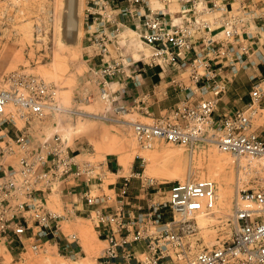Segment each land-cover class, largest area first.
Here are the masks:
<instances>
[{"label": "built area", "instance_id": "2783aa9c", "mask_svg": "<svg viewBox=\"0 0 264 264\" xmlns=\"http://www.w3.org/2000/svg\"><path fill=\"white\" fill-rule=\"evenodd\" d=\"M86 1L88 32L100 55L108 56L110 45L127 28L153 51L150 67L179 75L167 86L179 103L153 117L150 125L134 124L140 145L214 142L235 158L264 159V137L251 122L264 104V0ZM104 65L109 78L122 71L116 61ZM242 73L251 83L250 102L242 109L219 110ZM131 80L135 89L142 86L138 75ZM56 97L53 85L35 77L14 75L0 86V159L17 148L23 154L18 169L0 175V238L7 245L25 248L30 242L39 250L51 242L59 246L63 237L64 248L79 245L75 235L70 241L62 231L67 216L46 207L54 185L74 180L81 183L70 190L82 208L65 204L64 212L86 215L94 224L107 244L99 264H264V183L238 188L227 221L233 228L230 238L205 247L196 217L216 208L214 181L174 183L166 202L156 201L162 191L154 192L139 174L110 184L111 194L101 193L105 188L92 164L79 163L56 141H45L44 156L27 137L11 135L8 126L15 125V116L25 122L49 116L57 108ZM149 99L145 94L135 102L141 101V110L151 116ZM135 177L141 179L139 195L132 192Z\"/></svg>", "mask_w": 264, "mask_h": 264}, {"label": "rangeland", "instance_id": "374dc122", "mask_svg": "<svg viewBox=\"0 0 264 264\" xmlns=\"http://www.w3.org/2000/svg\"><path fill=\"white\" fill-rule=\"evenodd\" d=\"M59 1L0 0V86H5L11 76H29L53 85L57 92L56 110L49 116L27 122L15 116V125L8 126L11 135L15 137L18 133L27 137L39 154L44 156L47 152L45 141H56L71 156H78L79 163L94 166L95 175L101 177L108 194H111L108 186L118 182L119 178L139 174L144 184L154 192L162 191L155 196L158 202L168 200L170 186L184 182L181 181L182 173L173 178H157L155 175L161 169L159 161L167 154H181L178 160L184 164L183 171L188 179H209L217 185L216 208L210 213L213 221L210 220L212 223L208 228L198 229L201 244L206 247L228 240L233 228L227 225V221L236 208L237 190L264 183V159L235 158L212 143H198L194 147L166 143L151 147L140 145L135 138L134 124H152L153 117L159 118V107L162 111L169 109L179 103V99L174 95L169 99H161L160 103L147 101L151 116L141 110L142 102L136 103L135 100L153 91L155 86H158L159 94L172 92L167 86L179 75L174 76L169 71L162 73L159 66L150 67L149 57L153 51L145 44H140L134 32L127 28L121 30V35L110 45L108 56L100 55L99 47L93 44L88 32L86 0H77L78 30L81 36L77 42L66 39L63 14L67 10L63 0L61 14L57 12ZM59 25L61 33H58ZM107 61L110 64L115 61L121 63L119 76L109 78L105 75L104 63ZM251 73L254 75V70ZM138 74L142 86L135 89L131 78ZM248 78L247 73L237 78L227 96H232L228 109H242L250 102L248 94L251 83ZM105 82L109 84L105 85ZM263 116L264 104L251 116L252 130L262 137ZM16 150V154L0 159L4 166H0V175L5 169H18L23 154L18 148ZM127 155L133 156V162L129 170L124 171L120 165V156ZM107 158L112 160L115 168L106 167ZM215 158H223L225 164L216 165ZM209 165L222 169L211 173ZM224 178L229 180V191L233 193L232 201L230 194L228 210L223 209L221 202ZM132 183L133 194H141V179L135 177ZM58 186L54 185L53 192L48 194L46 207L67 216L61 223L62 231L70 241L73 240L71 236H76L81 255L77 258L70 256L69 248H64V237L59 240V246L51 242L39 250L32 249L30 242H26L24 248L17 244L7 245L0 238V264H98L107 244L98 237L94 224L86 215L75 217L64 212L65 201L61 198Z\"/></svg>", "mask_w": 264, "mask_h": 264}, {"label": "bare ground", "instance_id": "6f19581e", "mask_svg": "<svg viewBox=\"0 0 264 264\" xmlns=\"http://www.w3.org/2000/svg\"><path fill=\"white\" fill-rule=\"evenodd\" d=\"M78 4L79 3L77 0H65L67 12L63 14L64 28H65L64 29V36L66 39H68V40L71 39L74 42H77L79 37L81 36V33L78 30L79 22L77 20V18L79 16V5ZM63 5H64L63 0H60L59 4H58V8H57V12L59 14H61V10H62ZM60 29H61V26L59 25L58 33H61ZM140 44H144V43L141 42ZM149 49H151V48H149ZM151 57H152V55H150L149 59ZM263 118H264V116H263ZM80 133H82V132H80ZM211 143L213 145H216L214 142H211ZM113 154H118V153L113 152ZM180 155L175 154V153H173V154L171 153V154H167L166 156H164L163 157L164 159L162 161L160 160L159 164H158V165H160V168H161L160 173H156L157 175H155V176H157V178H173L174 175L178 176L180 173H182L181 181L186 182L187 180H189L188 175L186 176L184 174V171H183L184 170V168H183L184 164L178 160ZM213 156L215 157V155H213ZM175 158H176V160H175ZM146 160L149 161V159H147V158H146ZM262 161H264V160H262ZM132 162H133V156H128V155L127 156H120V165L122 166L124 171L129 170ZM224 164H225V161L223 158H217L216 159V165L223 166ZM247 164H248V162H247ZM221 169L222 168H216L214 165L208 166V170L211 173L216 172L218 170L221 171ZM229 187H230L229 180L227 178H224L222 181V186H221V202H222L224 210L229 209L230 202L232 201V194L233 193H231L229 191V189H230ZM230 194H231V201H230ZM231 205H232V203H231ZM197 217H198V219H197ZM197 217H196V219L198 221L197 223L199 225V228H201V229L208 228L209 224L212 223L211 221H213V220H211L212 217H210V214H202V215H199Z\"/></svg>", "mask_w": 264, "mask_h": 264}, {"label": "crops", "instance_id": "0c3cea01", "mask_svg": "<svg viewBox=\"0 0 264 264\" xmlns=\"http://www.w3.org/2000/svg\"><path fill=\"white\" fill-rule=\"evenodd\" d=\"M138 76L140 78V75L139 74H138ZM154 88H155V91L153 90V91H150V92L147 93L150 96V99L148 100V102H153L154 104L155 103H160L161 99H164V98L165 99H169L170 97H173L174 96V93L173 92H170L169 93L168 91L166 93L159 94L157 92L158 86H155ZM170 91H172V90H170ZM160 96L163 97V98H160ZM231 97H227V99L220 104L219 110H224L225 108L228 107V103L230 101H232V98ZM159 110H161V113H159V116H160L167 109H163V111H162V109L159 107ZM110 166H112V168H115V164L112 163V160L107 158L106 159V167L109 168ZM121 178H124V177H121ZM121 178H119L120 180H118V181L121 182L122 181ZM79 183H81V182H78V181L75 182L74 180H71L68 183H63V184L59 185L58 188H59V192H60L61 198L65 201V204L66 205H68L69 207H74L75 206L78 209H81L82 206L80 205V200H79L78 196L77 195H74L71 192V190H70L71 189V186H77V185H79ZM93 190H94V188L92 187L91 188V191H93ZM94 191H96V190H94ZM100 192L101 193H104L105 191L102 190ZM102 242L103 243H106L104 240H102ZM68 250H69L70 256L73 257V258L79 257L81 255V253H82L79 245H71ZM99 261H100V258L98 260V264H99Z\"/></svg>", "mask_w": 264, "mask_h": 264}]
</instances>
